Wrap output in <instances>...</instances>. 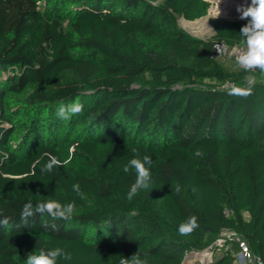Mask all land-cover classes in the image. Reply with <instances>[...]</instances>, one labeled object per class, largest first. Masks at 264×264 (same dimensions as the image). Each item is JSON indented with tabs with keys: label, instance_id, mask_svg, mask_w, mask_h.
Masks as SVG:
<instances>
[{
	"label": "trees",
	"instance_id": "obj_1",
	"mask_svg": "<svg viewBox=\"0 0 264 264\" xmlns=\"http://www.w3.org/2000/svg\"><path fill=\"white\" fill-rule=\"evenodd\" d=\"M210 6L0 0V213L10 218L0 264H25L41 248L71 254L58 264H119L138 250L148 264H185L224 229L264 260V74L215 53L217 41L244 43L246 21L211 17V38L180 25ZM250 77V96L229 94L226 83L244 87ZM74 102L82 112L58 118ZM133 149L153 163L150 189L129 201L136 173L123 169ZM50 156L60 166L42 172ZM49 199L74 201L72 218L21 222L25 203ZM190 216L199 227L181 235ZM232 263L220 254L213 264Z\"/></svg>",
	"mask_w": 264,
	"mask_h": 264
},
{
	"label": "clouds",
	"instance_id": "obj_2",
	"mask_svg": "<svg viewBox=\"0 0 264 264\" xmlns=\"http://www.w3.org/2000/svg\"><path fill=\"white\" fill-rule=\"evenodd\" d=\"M221 0H216V8L219 11V4ZM236 11L239 13L240 19L246 20L240 29V36L243 39L245 47L240 49L236 54V64L239 68L246 72L259 71L264 74V0H250V3H245L237 6ZM217 15V16H218ZM216 16V17H217ZM256 84L254 77H250L246 80V86L239 87L236 85L231 86L229 94L239 97H248L252 94V90ZM83 110V105L79 102H74L70 105H61L57 109V116L60 119L68 120L71 116L79 114ZM136 153L127 165L124 167V172H129L130 169H134L136 173L135 181L130 185V189L127 193V199L131 201L141 190H148L151 187V172L152 159L148 155H144L142 158L139 153L133 149ZM197 156L202 153L197 150ZM60 161L55 156H50L48 163L42 169V172H52L54 167L60 166ZM73 191L77 195H80V185L74 184ZM176 192H180V187L177 186ZM75 211V202L62 205L56 200L49 199L45 202H39L35 206L31 201L25 203L20 213L21 222L27 225L30 218L35 217L37 214H47L56 220H70ZM0 227H7L9 225V217L3 216L0 213ZM46 230L58 231V225L56 223H45L42 225ZM198 222L196 216H190L187 221L179 226V233L181 235H187L198 228ZM147 253L142 254L139 250L134 253L130 258L122 257L119 264H148ZM63 259L65 261L71 260V254L65 252L61 248L43 249L41 248L36 254L31 252L27 255L25 264H58V260Z\"/></svg>",
	"mask_w": 264,
	"mask_h": 264
},
{
	"label": "built area",
	"instance_id": "obj_3",
	"mask_svg": "<svg viewBox=\"0 0 264 264\" xmlns=\"http://www.w3.org/2000/svg\"><path fill=\"white\" fill-rule=\"evenodd\" d=\"M211 6L208 11V17L216 18L218 11L215 0H208ZM250 3V0H221L219 4L220 16H230L238 21H246L240 19L239 13L236 11L237 6ZM247 22V21H246ZM244 43L228 44L225 41H217L214 43V49L217 56L224 60H236V54L242 48ZM232 86L226 83L225 87ZM228 214L231 211H227ZM230 254L233 257L232 264H264L263 258L254 253L249 244L244 240L243 236L235 230L224 229L217 239L208 247L202 250H191L184 256L185 264H213L216 259V253Z\"/></svg>",
	"mask_w": 264,
	"mask_h": 264
},
{
	"label": "rangeland",
	"instance_id": "obj_4",
	"mask_svg": "<svg viewBox=\"0 0 264 264\" xmlns=\"http://www.w3.org/2000/svg\"><path fill=\"white\" fill-rule=\"evenodd\" d=\"M216 1V0H215ZM180 25L185 28L189 33L194 36L203 37V38H211L214 36L215 31L211 24V18L208 16H204L194 21H190L181 17L179 19ZM220 256V253H216V258Z\"/></svg>",
	"mask_w": 264,
	"mask_h": 264
},
{
	"label": "water",
	"instance_id": "obj_5",
	"mask_svg": "<svg viewBox=\"0 0 264 264\" xmlns=\"http://www.w3.org/2000/svg\"><path fill=\"white\" fill-rule=\"evenodd\" d=\"M221 18H225V19H228V20H232V21H236V19L230 17V16H220Z\"/></svg>",
	"mask_w": 264,
	"mask_h": 264
}]
</instances>
